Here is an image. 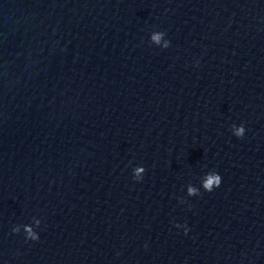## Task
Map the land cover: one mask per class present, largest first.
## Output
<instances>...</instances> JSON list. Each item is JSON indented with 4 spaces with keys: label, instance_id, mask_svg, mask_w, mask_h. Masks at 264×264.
Here are the masks:
<instances>
[{
    "label": "water",
    "instance_id": "water-1",
    "mask_svg": "<svg viewBox=\"0 0 264 264\" xmlns=\"http://www.w3.org/2000/svg\"><path fill=\"white\" fill-rule=\"evenodd\" d=\"M0 264H264V0H0Z\"/></svg>",
    "mask_w": 264,
    "mask_h": 264
},
{
    "label": "clouds",
    "instance_id": "clouds-1",
    "mask_svg": "<svg viewBox=\"0 0 264 264\" xmlns=\"http://www.w3.org/2000/svg\"><path fill=\"white\" fill-rule=\"evenodd\" d=\"M243 132V126H240L239 130H238V134H242ZM185 231H187V229H185ZM32 235V239H38V237L35 234H31Z\"/></svg>",
    "mask_w": 264,
    "mask_h": 264
}]
</instances>
